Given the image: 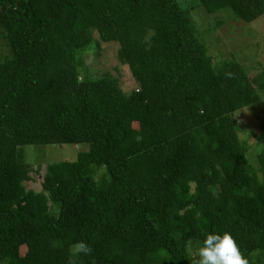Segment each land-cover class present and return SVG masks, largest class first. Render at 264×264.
Segmentation results:
<instances>
[{
  "label": "trees",
  "instance_id": "1",
  "mask_svg": "<svg viewBox=\"0 0 264 264\" xmlns=\"http://www.w3.org/2000/svg\"><path fill=\"white\" fill-rule=\"evenodd\" d=\"M198 2L264 15V0ZM93 33L134 89L80 77ZM0 37V264H195L211 230L264 264V118L253 158L232 119L263 100L264 68L215 60L176 0H0ZM33 144L83 148L36 191Z\"/></svg>",
  "mask_w": 264,
  "mask_h": 264
},
{
  "label": "rangeland",
  "instance_id": "2",
  "mask_svg": "<svg viewBox=\"0 0 264 264\" xmlns=\"http://www.w3.org/2000/svg\"><path fill=\"white\" fill-rule=\"evenodd\" d=\"M176 1L183 10L190 13L195 21L198 36L204 40L208 53L215 60L234 58L251 74L257 72L260 74L261 69L264 68V15L254 22L247 23L226 12L207 15L199 7L198 0ZM118 48V43L101 42L97 34L93 33L92 44L83 53L84 66L79 68L82 74L80 77L93 78L110 73L118 78L122 90L128 92L134 89L136 84L127 65H122L117 59ZM4 49V42L0 37V52ZM263 110L264 96L261 102L232 113L240 137L246 138L250 145L248 153L250 155L251 152L252 158L253 154L255 155L253 152L258 147L253 134L260 135L262 132ZM80 148L83 147L70 144L23 146L24 160L31 167L30 180L25 181L26 187L40 190L46 165L54 161L72 160ZM190 253L195 256L196 248L191 249ZM262 261V253L258 251L252 252L248 258V264H261Z\"/></svg>",
  "mask_w": 264,
  "mask_h": 264
},
{
  "label": "clouds",
  "instance_id": "3",
  "mask_svg": "<svg viewBox=\"0 0 264 264\" xmlns=\"http://www.w3.org/2000/svg\"><path fill=\"white\" fill-rule=\"evenodd\" d=\"M78 251L87 255L91 249L80 243ZM195 264H248V260L231 232L211 230L204 231L199 240Z\"/></svg>",
  "mask_w": 264,
  "mask_h": 264
}]
</instances>
